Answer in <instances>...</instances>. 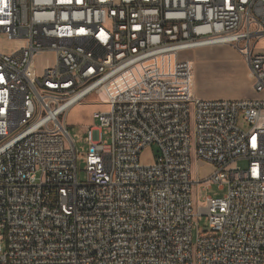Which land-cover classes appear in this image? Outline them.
Wrapping results in <instances>:
<instances>
[{
  "label": "built area",
  "instance_id": "1",
  "mask_svg": "<svg viewBox=\"0 0 264 264\" xmlns=\"http://www.w3.org/2000/svg\"><path fill=\"white\" fill-rule=\"evenodd\" d=\"M0 37V264H264V0H0ZM220 45L252 97L193 93L177 54ZM94 91L79 180L65 115ZM193 183L226 192L195 209Z\"/></svg>",
  "mask_w": 264,
  "mask_h": 264
},
{
  "label": "rangeland",
  "instance_id": "2",
  "mask_svg": "<svg viewBox=\"0 0 264 264\" xmlns=\"http://www.w3.org/2000/svg\"><path fill=\"white\" fill-rule=\"evenodd\" d=\"M14 44L7 43L0 37V49L10 50ZM179 58L188 59L193 68V93L204 99H224L233 98L247 90L251 81L249 80V70L243 57L237 49L231 45H220L214 47H202L185 52L178 53ZM54 61L52 54L38 55L35 57V65L37 73L46 64ZM101 93V92H100ZM102 94V93H101ZM108 105L105 104L98 93L94 91L82 102L71 107L65 115V123L69 135L73 138L74 144L80 149L78 159V178L83 180L85 177V155L88 143L85 141V134L88 125H98V121L94 117V113L98 111H106ZM243 128L245 124L239 122ZM105 132L103 139L109 141V129L102 128ZM157 146L149 145L141 153V163L150 164L155 161L157 156ZM239 166L243 167L244 162H239ZM213 166L201 161L195 162L193 159L191 164V179H205L213 171ZM226 192V187L216 183L204 184L198 186L193 183L191 194L195 201V209L202 206L201 199L205 195L212 197H222ZM198 227L200 232L208 229V220L206 215H200L198 219ZM0 230V234H1ZM196 234V224H193L192 235ZM3 247L5 243L1 241Z\"/></svg>",
  "mask_w": 264,
  "mask_h": 264
},
{
  "label": "crops",
  "instance_id": "3",
  "mask_svg": "<svg viewBox=\"0 0 264 264\" xmlns=\"http://www.w3.org/2000/svg\"><path fill=\"white\" fill-rule=\"evenodd\" d=\"M249 74H250V72H249ZM249 80L251 81V76L250 75H249ZM251 84H252V81H251ZM251 84H250L249 87L247 86V90L245 92H243L241 94H238V95L234 96L233 98H247V97H252L253 96V91H252Z\"/></svg>",
  "mask_w": 264,
  "mask_h": 264
}]
</instances>
